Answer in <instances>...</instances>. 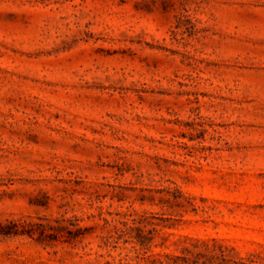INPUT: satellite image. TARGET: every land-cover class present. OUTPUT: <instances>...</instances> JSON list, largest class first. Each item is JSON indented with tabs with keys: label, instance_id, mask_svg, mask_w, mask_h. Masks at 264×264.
Listing matches in <instances>:
<instances>
[{
	"label": "rangeland",
	"instance_id": "1",
	"mask_svg": "<svg viewBox=\"0 0 264 264\" xmlns=\"http://www.w3.org/2000/svg\"><path fill=\"white\" fill-rule=\"evenodd\" d=\"M0 226V264H264V0H0Z\"/></svg>",
	"mask_w": 264,
	"mask_h": 264
},
{
	"label": "trees",
	"instance_id": "2",
	"mask_svg": "<svg viewBox=\"0 0 264 264\" xmlns=\"http://www.w3.org/2000/svg\"><path fill=\"white\" fill-rule=\"evenodd\" d=\"M0 233H2V234H16V233H18L17 231H15V230H9L8 228H5L4 226H0ZM78 230H81V228H75V230L73 231V232H75L74 234H73V232L71 231V230H69V234L71 235V236H68L67 237V241H69L70 239H73L74 237H77V233L76 232H78ZM151 241H152V238H149V237H147V236H144L143 234H138L137 235V243H139L141 246H145V248H148L149 246H150V244H151ZM220 249H221V259L223 260V263H221V264H229V261H230V259H227V257L225 256V251L224 250H226V247H224V246H222V245H220ZM160 256H164L165 258H167V260L168 259H170V260H172L173 259V261H175L176 259L175 258H177L176 256L174 257L173 255H170V254H168V253H166V254H162V255H160ZM159 260V263H163L164 261L163 260H161V259H158ZM166 262H170L169 260L168 261H166ZM242 264H245V263H242Z\"/></svg>",
	"mask_w": 264,
	"mask_h": 264
}]
</instances>
